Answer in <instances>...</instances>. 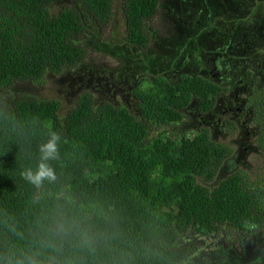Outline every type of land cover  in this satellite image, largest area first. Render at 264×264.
Here are the masks:
<instances>
[{"label": "trees", "instance_id": "obj_1", "mask_svg": "<svg viewBox=\"0 0 264 264\" xmlns=\"http://www.w3.org/2000/svg\"><path fill=\"white\" fill-rule=\"evenodd\" d=\"M70 1L54 12L59 0H0V251L26 249L64 222L72 232L59 264H183L197 252L182 244L188 235L229 239L262 228L264 179L236 172L217 182L227 147L207 133L154 135L153 127L180 123L193 98L207 101L213 90L202 78L170 85L158 75L148 87L142 79L138 116L96 104L89 93L65 115L57 100L4 95L21 84L43 88L88 64L86 40L105 44L100 35L113 26L117 1L126 46L151 49L148 26L162 0ZM53 133L59 156L48 164L56 179L37 186L25 174L37 169L39 147Z\"/></svg>", "mask_w": 264, "mask_h": 264}, {"label": "rangeland", "instance_id": "obj_2", "mask_svg": "<svg viewBox=\"0 0 264 264\" xmlns=\"http://www.w3.org/2000/svg\"><path fill=\"white\" fill-rule=\"evenodd\" d=\"M70 2L59 0L54 12ZM263 22L264 0H162L160 13L150 27L154 51L139 55L126 46L125 17L121 3L117 1L113 26L100 35L105 44L98 38L86 40V45L91 48V59L87 61L88 64L61 77L51 76L43 88L21 84L4 95L34 94L32 96L40 100H57L62 102L61 114L65 115L77 104L81 95L89 93L94 96L97 103L106 100L129 109L132 114L138 116L133 89L139 81L146 79L144 87H148V80L153 76L150 73L155 72L154 75L157 76L184 67L185 73L197 75L193 71L187 72V69L193 63L198 66V60L204 56L201 46L209 40L208 37L223 39L224 34H232V37L234 33L239 36L246 34L253 42L248 54L264 58V43L260 39L264 33L261 27ZM233 25L235 31L231 30ZM260 65L262 62L256 60L254 76L260 79L259 82L264 79V75L256 70ZM184 72L172 75L180 77L185 74ZM261 88L256 90V94L263 99L262 106L259 108L258 105L256 112L264 117V91ZM255 120L261 124L260 131L264 137V118ZM190 121L191 118L185 124L153 127L154 135L156 132L166 131L168 137L181 139L183 134L181 131L190 129L188 125ZM255 127L257 126L254 125L253 128ZM228 131L232 136L231 130ZM190 136L194 135L187 137ZM227 141L230 142V140L223 142L227 144ZM251 145L256 147V151L249 156L248 163L243 167L229 165L228 176L243 172L255 180L264 179V139L262 144L252 139ZM241 161L244 162L245 159L242 158ZM231 167L234 168L230 169ZM221 179L223 180V176L220 177V181ZM182 244L197 246V252L183 264H194L201 259H207L212 264H264V226L250 234L236 235L235 238L233 236L229 239L188 235L183 238Z\"/></svg>", "mask_w": 264, "mask_h": 264}, {"label": "flooded vegetation", "instance_id": "obj_3", "mask_svg": "<svg viewBox=\"0 0 264 264\" xmlns=\"http://www.w3.org/2000/svg\"><path fill=\"white\" fill-rule=\"evenodd\" d=\"M152 22L148 26L150 34ZM261 27H263L264 31V22ZM231 30H236L234 25ZM224 35L223 39L208 37L209 40L202 44L204 56L200 61L198 60V66L193 63L187 69V72L193 71L197 75L185 73V67L181 70H172L160 74L161 77L169 81L170 85L179 83L184 77L198 76L208 83L207 87L209 89L213 90L210 92L206 102L202 103L205 97L193 98L187 108L183 110L184 119H182L180 124H185L191 118L188 124L190 129L181 131L183 133L182 136L187 137L188 135L195 136L198 133H207L213 140L218 143L221 142L225 149L228 147L226 151L229 157L225 160L217 175V182L220 181V177L223 176V179H225L228 176L227 169L229 165L243 167L248 163L249 156L256 151V147L251 145L252 139L255 142L259 141L260 144H262L264 139L260 131L261 124H258L255 120L256 118H264L261 113L257 114L256 112L258 105L259 108L262 106L263 100L256 94V90H259L261 85H263L261 89L264 91V79L259 82L260 79H256L254 76L256 60L262 62V65L256 70H259L264 75V58H256V56L248 54L252 49L253 42L246 37V34L239 36L234 33L233 37L232 34ZM260 39L264 43V33ZM153 48L152 43L149 50L143 52L137 49L133 50L140 55L154 51ZM181 71L185 73L183 76L172 75ZM150 74L155 76V72ZM138 86L140 87L141 85L138 83L135 88ZM135 88L133 89L134 97ZM102 102L108 101L96 102V104H101ZM136 103L138 115H140L137 99ZM254 125L257 127L253 128ZM228 130H231L232 136ZM224 140H230V142L227 141V144H225ZM242 158L245 159L244 162L241 161ZM233 168L231 167L230 169ZM222 170L223 172L221 173Z\"/></svg>", "mask_w": 264, "mask_h": 264}, {"label": "clouds", "instance_id": "obj_4", "mask_svg": "<svg viewBox=\"0 0 264 264\" xmlns=\"http://www.w3.org/2000/svg\"><path fill=\"white\" fill-rule=\"evenodd\" d=\"M59 137L53 133L51 139L40 145V163L33 172L31 169L25 174L34 185H41L44 181H54L56 172L48 161L58 158L57 141ZM10 231L19 238L22 234L15 228ZM72 228L64 222H56L48 230L38 235L33 244L26 249L10 247L6 252L0 251V264H59V257L63 250L64 241L71 235Z\"/></svg>", "mask_w": 264, "mask_h": 264}]
</instances>
